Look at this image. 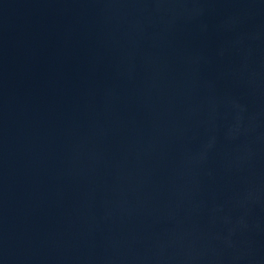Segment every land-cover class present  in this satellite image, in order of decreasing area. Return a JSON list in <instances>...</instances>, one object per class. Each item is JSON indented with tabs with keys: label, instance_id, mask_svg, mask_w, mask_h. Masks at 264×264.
Segmentation results:
<instances>
[{
	"label": "water",
	"instance_id": "water-1",
	"mask_svg": "<svg viewBox=\"0 0 264 264\" xmlns=\"http://www.w3.org/2000/svg\"><path fill=\"white\" fill-rule=\"evenodd\" d=\"M0 264H264V0H0Z\"/></svg>",
	"mask_w": 264,
	"mask_h": 264
}]
</instances>
